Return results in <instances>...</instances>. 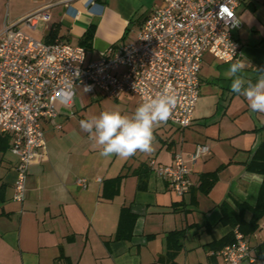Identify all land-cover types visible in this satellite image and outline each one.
I'll list each match as a JSON object with an SVG mask.
<instances>
[{"label": "crops", "instance_id": "crops-1", "mask_svg": "<svg viewBox=\"0 0 264 264\" xmlns=\"http://www.w3.org/2000/svg\"><path fill=\"white\" fill-rule=\"evenodd\" d=\"M144 1L0 0V32L16 25L33 36L39 29L41 38L35 37L45 39L55 22L62 39L76 45L94 24L87 60H97L110 46L125 42L122 37L132 23L138 29L153 9L140 18ZM38 11L49 17L39 19L35 29L27 28L22 19ZM236 13L241 22L234 31L242 50L239 60L246 78L254 80L255 69L264 68V0H240ZM212 60L226 68L204 76L202 64ZM229 64L205 52L192 123L183 129L160 124L154 129V151L127 159L100 156L99 147L80 128L89 116L80 114L85 101L76 87L91 98L105 95L75 85L70 105L58 103L55 122L61 128L42 122L45 141L29 163L23 202L13 199L17 156L9 145L0 148V264H223L221 248L211 243L235 229L224 213L238 212L243 204L242 216L251 218L262 185L248 183L244 174L257 172L249 165L264 142V113L252 112L243 97L230 91L231 81L225 78ZM198 144L209 150L193 160ZM176 151L189 167L190 186L181 196L148 164L150 159L169 164ZM206 172L217 176L207 192L201 188ZM119 174L118 184L109 181ZM79 177L87 180L85 187L76 183ZM175 231L182 236L176 239ZM245 237L255 261L240 264H264V215Z\"/></svg>", "mask_w": 264, "mask_h": 264}, {"label": "built area", "instance_id": "built-area-1", "mask_svg": "<svg viewBox=\"0 0 264 264\" xmlns=\"http://www.w3.org/2000/svg\"><path fill=\"white\" fill-rule=\"evenodd\" d=\"M240 0H163L155 5L137 30L135 39L110 46L97 60H87V49L63 39H38L16 25L0 32V137L17 156L13 199L23 202L29 163L44 145L43 121L55 122L58 103L70 105L73 88L97 89L109 98L131 93L139 103L167 88L177 105L166 122L183 129L193 120L200 95V67L205 52L223 62L240 59L241 46L234 35L240 27L236 7ZM44 11L28 14L22 23L35 29ZM198 144L191 158L208 152ZM151 171L177 194L190 186L189 167L181 152L169 164L150 159ZM99 180V178H98ZM80 187L87 185L79 177ZM235 241L218 250L223 264L255 261L246 237L234 229Z\"/></svg>", "mask_w": 264, "mask_h": 264}, {"label": "clouds", "instance_id": "clouds-1", "mask_svg": "<svg viewBox=\"0 0 264 264\" xmlns=\"http://www.w3.org/2000/svg\"><path fill=\"white\" fill-rule=\"evenodd\" d=\"M245 64L239 59L230 62L225 78L230 80V91L243 97L252 112L264 113V68L255 69L257 76L248 79L244 75ZM177 105V97L167 88L157 96L140 103L132 114L119 110H104L98 116L80 121V128L89 134L100 156L130 158L137 152L154 151V129L166 123ZM250 184L264 185V174L245 172Z\"/></svg>", "mask_w": 264, "mask_h": 264}, {"label": "trees", "instance_id": "trees-1", "mask_svg": "<svg viewBox=\"0 0 264 264\" xmlns=\"http://www.w3.org/2000/svg\"><path fill=\"white\" fill-rule=\"evenodd\" d=\"M134 21L135 19H132V21L130 22H134ZM58 31H59V24L55 22L52 23L48 32L45 35L44 40L51 41L55 38L62 39V37L58 34ZM94 31H95V25L94 24L89 25L80 37V45L84 46L86 49H89L94 36ZM125 34L122 37L123 39L125 38ZM8 145H9L8 137L7 136L0 137V148L5 149L8 147ZM249 167L257 172L264 174V142L260 144L256 154H254V157L250 162ZM122 177L123 174H119L116 177L109 179V181H114L116 184H118L122 179ZM216 179H217L216 172L203 173L201 175V188L207 192L213 186ZM245 208L246 206L241 204L238 212L231 210L229 211V213H227V215L224 213V217H223L224 220L230 222L234 228H238V230L244 236L250 232H253L256 229L257 220L262 215H264V185H262L260 188L257 203L255 207L252 208V215L249 220H246L242 216V209ZM124 209L125 207L123 208V210ZM123 210L120 216V220L123 219V215H124ZM172 235H174L176 239H178L182 236V232L175 231L172 233ZM234 241H235V235H234V230H232L227 235L223 236L219 241L212 242L211 246L216 247V249L222 248L225 245L233 243Z\"/></svg>", "mask_w": 264, "mask_h": 264}, {"label": "rangeland", "instance_id": "rangeland-1", "mask_svg": "<svg viewBox=\"0 0 264 264\" xmlns=\"http://www.w3.org/2000/svg\"><path fill=\"white\" fill-rule=\"evenodd\" d=\"M157 1V0H145V4L142 7V10H140V18L143 16L142 14H144V12H146L147 9H151L153 8L155 5L152 6V4ZM143 12V13H141ZM137 24L136 23H132V25L130 26L129 30L126 33V36L124 38L125 41H131L133 39H135V36L137 34ZM40 30L38 29L36 31L35 36H37L38 38H41L40 35ZM208 57V56H207ZM226 65L220 62H217L216 60H212L211 63L204 61L202 64V71L205 72L204 76H209V73H212L213 75L218 74L219 71H223L226 67ZM209 74V75H208ZM207 77H203L204 79H206ZM211 84V83H209ZM203 85H208L207 82H204ZM214 87V85H213ZM78 94H80L83 97V100L85 101V105H84V109H82L83 111H81L80 114H86L90 117L92 116H98L100 112L104 111V110H119L124 114H132L136 107L139 105L136 101L135 96L131 95V94H127V95H123L121 96L119 99H111L108 98L106 96H101V94H99L98 98H91L90 95L83 93L79 87H76ZM75 89V91H76ZM218 92V91H217ZM2 151L0 150V153Z\"/></svg>", "mask_w": 264, "mask_h": 264}]
</instances>
